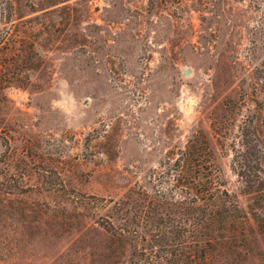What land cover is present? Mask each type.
Listing matches in <instances>:
<instances>
[{
	"label": "rangeland",
	"instance_id": "1",
	"mask_svg": "<svg viewBox=\"0 0 264 264\" xmlns=\"http://www.w3.org/2000/svg\"><path fill=\"white\" fill-rule=\"evenodd\" d=\"M34 7L40 63L0 104V184L29 203L153 187L169 153L198 125L211 132L224 97L233 109L264 66V0H0V19ZM233 264H264V248L233 247Z\"/></svg>",
	"mask_w": 264,
	"mask_h": 264
},
{
	"label": "trees",
	"instance_id": "2",
	"mask_svg": "<svg viewBox=\"0 0 264 264\" xmlns=\"http://www.w3.org/2000/svg\"><path fill=\"white\" fill-rule=\"evenodd\" d=\"M38 12L2 14L0 104L10 102L9 88L30 84L40 63L37 40L30 43ZM247 80L233 109L224 97L211 132L198 125L169 153L153 187L129 181L116 197L29 203L26 189L1 183L0 264H233V247L264 248V66ZM8 121L4 108L6 135ZM230 139L232 187L224 167Z\"/></svg>",
	"mask_w": 264,
	"mask_h": 264
},
{
	"label": "water",
	"instance_id": "3",
	"mask_svg": "<svg viewBox=\"0 0 264 264\" xmlns=\"http://www.w3.org/2000/svg\"><path fill=\"white\" fill-rule=\"evenodd\" d=\"M186 75H190V71H186Z\"/></svg>",
	"mask_w": 264,
	"mask_h": 264
}]
</instances>
